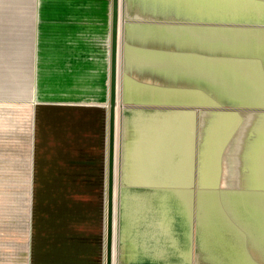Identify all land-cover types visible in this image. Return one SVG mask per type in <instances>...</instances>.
Segmentation results:
<instances>
[{"label":"rangeland","instance_id":"rangeland-1","mask_svg":"<svg viewBox=\"0 0 264 264\" xmlns=\"http://www.w3.org/2000/svg\"><path fill=\"white\" fill-rule=\"evenodd\" d=\"M33 1L0 0V85L10 74L11 53L19 79L12 95L19 97L26 93L20 81L30 77L32 50L21 8ZM125 7L118 97L128 108L151 105L145 113L156 118L132 130L130 152L157 168L187 164L188 171L173 175L187 177L190 185L167 188V196L166 188H155L156 200L137 199L138 208L131 198L123 200L118 220L115 213L112 219L111 263L241 264L247 245L264 233V0H125ZM12 112L0 108V248L16 257L25 246L30 205L36 243L38 165L60 169L75 156L68 123L58 138L51 121L42 148L33 114L30 204V123L28 115L24 122ZM79 161L89 162L88 155ZM69 174L62 170L52 178ZM83 174L78 178L87 180ZM93 177L98 179L96 171ZM43 189L46 195L102 194L86 186ZM220 192L241 196L228 199ZM97 199L93 208L103 228L104 203Z\"/></svg>","mask_w":264,"mask_h":264},{"label":"crops","instance_id":"crops-1","mask_svg":"<svg viewBox=\"0 0 264 264\" xmlns=\"http://www.w3.org/2000/svg\"><path fill=\"white\" fill-rule=\"evenodd\" d=\"M24 5L21 9L26 13L21 21L31 28L32 50L27 54L30 77L23 83L20 81L21 86H26L25 95H12V90L18 89L19 79L13 76L11 53H8L10 63L6 73L10 68V74L0 85V108L4 106V109L13 111V114L21 115L24 122L25 115H28L31 133L30 204L34 199L33 114L39 128V145L42 148L46 127L51 121L58 138L65 136L63 127L68 123L75 161L67 167L60 166V169L59 166L56 167L57 164L38 165L37 187L42 189L37 192L39 205L35 247L31 223L33 209L30 205L22 252L19 256L11 257L12 253H8L6 248H0V264H106L112 0H34ZM118 10L126 18L125 0L122 7L121 4L118 5ZM6 88H10L9 94L5 91ZM4 91L6 98L3 99ZM150 106L141 104L130 105L132 108H128L120 100L117 102L112 186L115 188L114 192L118 193V211L120 203L126 198H131L130 201L138 208L139 200H156L155 188H166L164 192L167 196V188L190 185L187 177L177 179L173 175L174 172L182 174L183 171H188L187 164L170 163L169 166L163 164L161 168H157L155 162L151 163L149 160L146 163L141 161L138 153L130 152L132 130L140 123L156 120L152 114L145 113L151 111ZM51 114H56L54 120H48ZM82 142L85 148H80ZM84 155H88L89 162L79 161V157ZM95 157L99 158L96 165L92 162ZM12 170L11 165L10 171ZM62 170L70 172L69 178H52ZM94 171L97 172V180H94ZM83 173L88 174L87 180L78 178L77 175H84ZM197 182L195 179L191 185L196 186ZM81 186L100 188L102 194L98 199V194L94 195L89 191L63 195L49 194L48 191L46 195L43 189ZM168 192L171 193L169 190ZM218 195L239 199L241 193H232L233 197L225 192ZM96 199L97 202L104 203L106 220L104 219L103 228L99 221L100 211L93 208ZM60 204L65 205L60 208ZM40 209L43 211L39 212ZM261 231L256 233L257 240L253 239L256 241L247 245L244 262L241 264H264V233Z\"/></svg>","mask_w":264,"mask_h":264},{"label":"water","instance_id":"water-1","mask_svg":"<svg viewBox=\"0 0 264 264\" xmlns=\"http://www.w3.org/2000/svg\"><path fill=\"white\" fill-rule=\"evenodd\" d=\"M124 0H112V22L110 35V79H109V152H108V202H107V237H106V264L111 263L112 247V219L118 215V193L114 192L112 186L113 154H114V123L117 102L120 100L119 94V66L121 59V49L123 34L126 27V18L123 12L118 10V5ZM125 18V20H124ZM117 191V189H116ZM115 203V204H114ZM115 207V212H114Z\"/></svg>","mask_w":264,"mask_h":264}]
</instances>
